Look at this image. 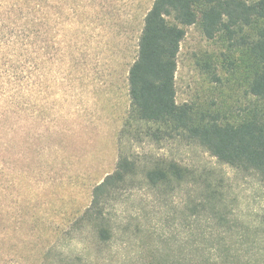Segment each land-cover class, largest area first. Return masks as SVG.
Returning a JSON list of instances; mask_svg holds the SVG:
<instances>
[{
  "label": "rangeland",
  "instance_id": "1",
  "mask_svg": "<svg viewBox=\"0 0 264 264\" xmlns=\"http://www.w3.org/2000/svg\"><path fill=\"white\" fill-rule=\"evenodd\" d=\"M48 1L59 16L51 94L42 92L39 72L12 97L0 88V264H42L49 248L88 264H264L263 177L182 137L126 127L129 69L153 0ZM16 2L0 0V32ZM186 30L180 104L214 87L204 62L225 50L199 25ZM221 87L238 99L245 90L236 82ZM122 152L135 168L105 209L112 237L102 241L98 225L77 220ZM159 159L193 175L171 187L151 184L146 172Z\"/></svg>",
  "mask_w": 264,
  "mask_h": 264
},
{
  "label": "trees",
  "instance_id": "2",
  "mask_svg": "<svg viewBox=\"0 0 264 264\" xmlns=\"http://www.w3.org/2000/svg\"><path fill=\"white\" fill-rule=\"evenodd\" d=\"M49 5L48 0H17L3 15L8 23L0 32V88L8 97L35 72L42 78V92L51 94L46 78H53L57 59L52 48L59 16ZM193 25L225 50L204 62L214 87L203 97L180 104L179 53L186 28ZM137 48L128 74L131 107L126 127H143L147 136L158 139L182 137L204 147L219 162L264 178V0H153ZM230 82L245 88L241 98L222 90ZM134 168L135 162L122 152L115 171L94 186L91 203L77 220L98 225L102 241L112 237L105 209L112 196L128 186ZM192 175L176 161L160 159L146 172L151 184L167 187ZM42 264L88 263L80 255L49 248Z\"/></svg>",
  "mask_w": 264,
  "mask_h": 264
}]
</instances>
